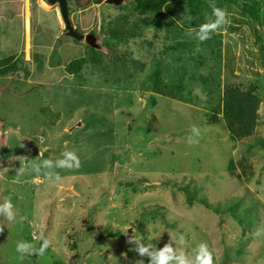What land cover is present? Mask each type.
I'll return each instance as SVG.
<instances>
[{
  "label": "rangeland",
  "instance_id": "obj_1",
  "mask_svg": "<svg viewBox=\"0 0 264 264\" xmlns=\"http://www.w3.org/2000/svg\"><path fill=\"white\" fill-rule=\"evenodd\" d=\"M131 1L68 0L75 28L97 36L93 51L66 34L58 5L0 0V60L20 67L0 72V204L10 199L15 213L0 214V264H155L165 245L168 264H178L181 255L194 262L202 244L212 264H264V58L248 15L220 4L221 42H201L215 0L169 2L162 14H141ZM156 73L175 92L183 81L189 101L157 93ZM227 84L254 85L262 100L255 134L239 142L220 113L211 122ZM65 151L78 168L33 169ZM231 160L253 165L249 181L230 175ZM201 198L213 206L239 198L253 223ZM149 205L164 211L142 215ZM117 229L127 236L108 233ZM45 239L43 256L16 251ZM140 246L152 255L140 256Z\"/></svg>",
  "mask_w": 264,
  "mask_h": 264
},
{
  "label": "trees",
  "instance_id": "obj_2",
  "mask_svg": "<svg viewBox=\"0 0 264 264\" xmlns=\"http://www.w3.org/2000/svg\"><path fill=\"white\" fill-rule=\"evenodd\" d=\"M178 2V5L187 2L190 6H196V2H201V0H132L130 3L132 7L141 14L153 13V14H162V10L165 6L170 3ZM216 7L219 8L220 4L226 3L231 8H242V12L244 11L252 25V29H254L256 41L259 43V48L261 50V54L264 58V0H215ZM230 8V9H231ZM170 8L169 10H171ZM212 14V18L209 22H215L216 18L213 15V8L210 9ZM236 20L235 17H233ZM233 26V24H232ZM234 27V26H233ZM222 30V26L219 28ZM114 35V34H112ZM220 37H222V33L219 31H215L211 33L210 40L217 42L220 41ZM91 50L95 51V48L90 47ZM125 54V52H124ZM121 54V55H124ZM121 57V56H119ZM10 62L11 64L7 63ZM14 57H7L0 60V72L5 74L8 71H12L13 73H17L20 71L19 64L16 63ZM76 64H79V61H74L70 67H74ZM156 73L154 77V90L162 94L164 96H168L174 98L176 100H180L183 102H188L189 98H186L182 91L185 88L183 81L179 84L174 83V87H176L179 92H175L174 89L167 84L164 79H162ZM208 80V79H207ZM220 82L218 83V85ZM256 87L254 85L249 86L248 88H243L241 85L236 84H227L222 88L219 92L220 95V103L219 107L214 109L212 114L211 122H218V113L222 115V120L225 123V126L229 132V138L233 142L243 141L244 139L252 137L256 132V127L260 118V106L262 103L261 97L256 92ZM193 130L186 131L185 133H191ZM259 142L262 146H264V137L259 138ZM240 168V171L238 170ZM238 170V171H237ZM229 173L231 176H234L238 179L249 181L251 176L254 174L253 165L246 161L235 162L231 160L229 163ZM172 183V182H170ZM175 185V183H173ZM135 182H129L128 186H135ZM182 187V186H181ZM189 200H193V196H191V192L187 187H183ZM201 203H204L208 208L212 211H215L219 215H232L237 221L241 224H244L245 220H247L248 225L253 223V217L251 215H247L246 217H242L243 211H247V206L240 203L239 198H234L230 203H227L225 206H213L209 204L204 199H200ZM142 215L151 214V215H159L164 209L160 205H149L142 208ZM125 230L117 229L114 231H109L108 233L113 237H125ZM146 243H150V239H145ZM205 241H203L204 243Z\"/></svg>",
  "mask_w": 264,
  "mask_h": 264
},
{
  "label": "clouds",
  "instance_id": "obj_3",
  "mask_svg": "<svg viewBox=\"0 0 264 264\" xmlns=\"http://www.w3.org/2000/svg\"><path fill=\"white\" fill-rule=\"evenodd\" d=\"M213 15L216 17L215 22H209L202 24L198 32L196 33L198 40L203 42L207 39L211 38V33L218 30L222 25L228 22V13L224 9H220L217 7H213ZM199 50V49H197ZM194 133L198 134L197 129H193ZM63 158L59 159L55 162L51 160H44L42 165H32L33 169L36 172L40 171V167L45 169H52V168H78L80 161L77 154L74 151H65L62 154ZM49 178H52V174L49 173ZM56 181H60L61 177L59 175L55 176ZM14 205L10 199H6L2 204H0V214L6 217L8 221H13L15 219V213L13 211ZM134 237H129V242H131ZM50 242L45 239L38 249L31 242H19L16 247L17 253L22 256H30L32 254H39L43 256L46 250L49 248ZM172 248L168 245H165L162 249L159 250L157 255L153 257L155 260V264H168V262L173 259ZM136 252L143 256L144 254L148 253V249L145 247H137ZM152 255L151 253H148ZM178 264H212V255L209 252L206 245H200L199 251L196 254L195 261H191L190 259L186 258L185 256L181 255L176 258Z\"/></svg>",
  "mask_w": 264,
  "mask_h": 264
},
{
  "label": "water",
  "instance_id": "obj_4",
  "mask_svg": "<svg viewBox=\"0 0 264 264\" xmlns=\"http://www.w3.org/2000/svg\"><path fill=\"white\" fill-rule=\"evenodd\" d=\"M51 5H58L61 18L64 22L66 34L76 40H84L93 48L99 49L100 44L97 42V36L94 33L83 34L79 32L72 24L69 13L68 0H46ZM99 3L106 2L108 4L121 5L124 0H96ZM146 101H144L145 104Z\"/></svg>",
  "mask_w": 264,
  "mask_h": 264
}]
</instances>
